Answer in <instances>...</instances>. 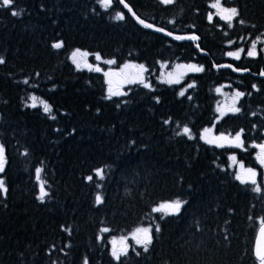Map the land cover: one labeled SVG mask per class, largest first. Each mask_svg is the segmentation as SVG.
<instances>
[{"label":"trees","instance_id":"obj_1","mask_svg":"<svg viewBox=\"0 0 264 264\" xmlns=\"http://www.w3.org/2000/svg\"><path fill=\"white\" fill-rule=\"evenodd\" d=\"M126 1L157 28L195 35L209 56L137 23L118 0L107 9L98 0H14L0 8V179L7 189L0 192V264H261L254 243L264 223V180L241 183L230 156L258 167L264 80L214 66L238 48L228 43L264 34V0H222L238 6L231 27L218 17L209 21L215 0ZM76 49L118 65L142 63L152 85L109 96L102 71L74 65ZM162 61L205 69L166 84L155 75ZM235 64L260 71L264 56ZM227 79L244 96L239 112L217 120L215 90ZM213 125L241 132L244 149L203 141L201 130ZM185 126L191 139L182 134ZM40 180L48 193L43 201ZM175 200L186 202L178 214L153 212ZM146 225L153 226L148 251L131 246L116 260L112 238Z\"/></svg>","mask_w":264,"mask_h":264},{"label":"rangeland","instance_id":"obj_2","mask_svg":"<svg viewBox=\"0 0 264 264\" xmlns=\"http://www.w3.org/2000/svg\"><path fill=\"white\" fill-rule=\"evenodd\" d=\"M215 2H216V0L210 4L209 14H211L212 17H218L220 20L227 23L225 20L220 18V15L218 14V10L211 7V5ZM220 4H221V7H227L224 5V2L222 0H220ZM227 8H230V7H227ZM235 18H233V20L231 22V26L233 25V21L235 20ZM253 42L256 43V55H254V56H257V55L259 56V54L264 56V34H262L261 36L255 37L253 39L250 37H247L246 39H242L240 41H236V42L232 41V42L228 43V46L230 48H232V46L235 45V43H236V44H238V48H236L234 50L230 49L228 52H230V51L234 52V51H238L239 49H243L244 51L240 53L239 59H242L243 56H246L244 58H250V57L252 58L253 56H248L247 52L251 48V45ZM76 50H74L72 52V54ZM80 52L84 53L86 51L80 50ZM228 52L226 53V56H229ZM86 53H88V52H86ZM72 54H71V60L73 62ZM96 55L97 54H90V53H88V55L86 57L78 55L76 57V59L79 63V67H77L76 63H74V65L79 69H90V70H95L96 67H99L101 69V71L103 72L105 79L107 81V84H108V88H107L108 92L107 93L109 96H123V95H125L127 93V88L130 85H135V84L145 85V83H148V84H150V87H151L152 84H151V80H150L149 75H148L149 71L144 64L136 63L133 61H128V62H125L121 65H118L117 62L115 60H112V59L101 58L100 60H97ZM109 60L114 61V63H111V64L106 63V61H109ZM89 65H91V68L89 67ZM140 65H143L144 68L146 69V71H142L139 67ZM188 65L203 66V65L197 64L195 62L162 61L160 63L159 70L155 73V75H156L159 82L166 83V84H176V83L182 82L183 79L189 74H195V73H200V72L204 71V70L199 71V72L192 71L190 68L187 67ZM203 69H205L204 66H203ZM114 74H116V75H114ZM118 77L122 78V80H123L122 83L118 82V80H119V79H117ZM169 81H171V82H169ZM217 88L221 89V91L219 93L215 90V92L217 94V98H218L217 102H216V111L218 113L217 120H219L229 113H235V111H233L232 109L239 107V101L241 100V98L244 95L241 97H235V93L240 92V91L235 89L234 85H232V84L222 82L221 84H219L216 87V89ZM110 89H111V93L109 91ZM112 93H117V94L113 95ZM32 103H33V101H32ZM35 103L37 104L38 101H35ZM182 134H184V129L182 130ZM189 134L192 137H194L193 132L191 130H190ZM185 135L188 136L187 134H185ZM235 135L236 134H228V133H223L221 131H218L214 125L205 127L204 129L201 130V132L199 134L200 138L203 137L201 139L208 144L218 146V147H222V148H226V147L227 148L228 147L229 148H241V147L235 146L234 142L232 141V137H234ZM221 137H224V139H221ZM241 141H242V136H241ZM259 144H264V140H263V142H261ZM254 146L256 147L255 157H256V161H257V165H258L257 168L247 166L243 161L239 160V158L235 154L230 156V166H231V168L234 169L236 176L240 175L242 178H245V179H247L248 176L250 175L247 173V169H249V168L252 169L253 171L256 172V176L254 177V179L257 182L260 176H262V178L264 180V164H262L260 162V160L257 158L258 155L260 154V148L258 149L257 144ZM42 183H43L44 188H45V183L43 180H40V187H41ZM245 183H251V180L247 179V182H245ZM45 191H46V189H45ZM170 202H172V201H170ZM163 203H166V202H163ZM161 204L162 203H160L159 205H161ZM159 205H157L156 207H158ZM161 213H163V212H161ZM145 227L151 229L150 235L152 238L153 226L152 225H146V226H141L138 228H145ZM138 228H135L134 230H132L129 234H127L125 236H117V237L112 238V240H111L112 241V248L113 249L115 248L117 250L124 248V249H126V251H128L131 246H140V245H137L135 243V240L132 238L133 234L136 233V230ZM142 236H143L142 233L137 234L138 238H142ZM113 241H115V243H113Z\"/></svg>","mask_w":264,"mask_h":264},{"label":"snow or ice","instance_id":"obj_3","mask_svg":"<svg viewBox=\"0 0 264 264\" xmlns=\"http://www.w3.org/2000/svg\"><path fill=\"white\" fill-rule=\"evenodd\" d=\"M98 2L106 9L111 7V5H112V0H98ZM120 2L122 4H124V0H120ZM161 2L164 3V4H171V3H173V0H161ZM13 4H14V0H0V8H4V7L11 8ZM124 6L128 7L127 4H124ZM211 7L214 8V9H217L218 10V14L220 15V18L225 20L228 23L229 27H231V22H232L233 18H235L238 15L237 9L234 8V7H232V8L221 7L220 0H216V2L211 5ZM129 11H131V9H129ZM11 14L13 16H19L21 13L19 11L13 10L11 12ZM116 19L123 20L124 19V15L122 13H117ZM208 19H209L210 22L213 19L211 14H209ZM139 22L144 24L145 27H153V25L147 24L143 20H140ZM239 22L241 24L244 23L243 20H240ZM156 30L157 31H163V29H156ZM168 34L171 35V33H168ZM175 38L176 39H191V40H197L198 39V37H196L195 35H192V36H177ZM53 47L56 48V49L61 48L62 47V42L54 43ZM243 51H244L243 49H239L238 51H234V52L230 51V52H228V55L230 57L239 59L240 53L243 52ZM78 55L86 57L88 55V53H86V52L81 53L80 50L77 49L72 54L73 63H76L77 67H79V63H78V61L76 59V57ZM247 55L248 56L256 55V43L255 42L252 43L251 48L247 52ZM96 59L97 60L101 59L99 54L96 55ZM2 63H4V60L2 58H0V64H2ZM106 63L111 64V63H114V61L109 60V61H106ZM89 67L91 68V65H89ZM139 67H140V69L142 71H146V69L144 68L143 65H140ZM187 67L190 68L192 71H196V72L204 70L203 66L188 65ZM220 67H231V65H221ZM95 70L96 71H101V69L99 67H96ZM169 82H171V81H169ZM24 83L27 84L28 81H24ZM144 86L145 87H150V84L145 83ZM192 86L193 85H189V87H192ZM109 91L111 93V89ZM216 91L219 93L221 91V89L217 88ZM112 94L115 95L117 93H112ZM180 95L183 96L184 92L181 91ZM243 95H244L243 92H236L235 93V97H241ZM29 99H31L33 101V103L31 105H29V106L36 107L37 105H36L35 101H36L37 98L35 96H31V97H29ZM42 104H43L44 113L48 114V113L52 112V108H51L50 105H48L47 103H44V102H42ZM232 110L235 111V112H239L240 111L239 108H233ZM50 118L51 119H55V116L52 115V116H50ZM189 133H190V129L187 126H185L184 134H187L189 136V139H191L192 136ZM201 138H203V137H201ZM221 139H224V137H221ZM232 141L234 142L235 146H237V147H242L243 146V142L241 141V133L240 132H238L234 137H232ZM259 148H260V154L258 155L257 158L260 160V162L262 164H264V144L259 145ZM3 169H4V148H3L2 145H0V172H2ZM36 171H37V177L39 178V174L41 172V169H37ZM247 173L250 174L247 179H250L252 184H256V180L254 179V177L256 176V172L249 168V169H247ZM96 175L99 176L101 179H103V170H97ZM87 179L89 181H91L93 179V177L89 176V177H87ZM236 179L240 180L241 183L247 182V179L242 178L240 175H237ZM6 191H7V189H6L5 185H4V181L2 179H0V192L6 193ZM253 191H257V192L260 191L259 186L254 188ZM47 195H48V193H47V191H45L44 185L42 183L41 187H40V195H39L38 199L43 201L44 197H46ZM96 199H97V203L102 202L101 201V197L99 195L97 196ZM184 203H186V202H182L180 200H175V201H172V202L162 203L158 207L153 208V212H163L165 215H175V214H178L180 212V210L183 207ZM102 231L107 232L108 229L104 228V229H102ZM156 231H159V227L158 226L156 228ZM150 232H151L150 228H147V227L138 228L136 230V233H134L133 237H132L135 240V243L137 245H142L143 246L144 251H148V245L152 242V238H151ZM139 233L143 234L142 238H138L137 237V234H139ZM113 243H115V241H113ZM126 254H127V251L124 248H121L119 250L114 248L113 251H112V256L116 260H119L121 255H126ZM257 256L260 259L261 264H264V256H261L258 251H257Z\"/></svg>","mask_w":264,"mask_h":264},{"label":"water","instance_id":"obj_4","mask_svg":"<svg viewBox=\"0 0 264 264\" xmlns=\"http://www.w3.org/2000/svg\"><path fill=\"white\" fill-rule=\"evenodd\" d=\"M120 2V0H118ZM121 6L124 8V10L132 17V19L134 21H136L137 23L141 24L144 26V24L140 23L139 21L140 20H143L145 23L147 24H151L153 25L152 23H149L147 21H145L144 19H142L133 9L132 7L129 5V3L124 0V4H127L128 7H125L124 4H122L120 2ZM129 9H131V11H129ZM145 27V26H144ZM146 28H149L150 30L156 32V33H159V34H162L166 37H169V38H175L177 36H192V35H188V34H176V33H173V32H170L166 29H163V31H157L156 29H160V28H157L156 26L153 25V27H146ZM168 33H171V35H169ZM183 40H186V41H190L192 43L195 44V48L199 50V52L204 55V56H209V52L206 51V50H203L201 49L200 47V44H199V38L197 40H191V39H183ZM221 65H229V64H216V67H219V68H226V69H232L234 70L235 73L237 74H244V73H249L250 70L248 69H236L234 68L233 66L231 67H220ZM261 78H264V74H255ZM118 82H120V80H118ZM257 251L260 253L261 256H264V223L261 224L258 228V231H257V234H256V238H255V243H254V255L255 257L260 260L257 256Z\"/></svg>","mask_w":264,"mask_h":264},{"label":"flooded vegetation","instance_id":"obj_5","mask_svg":"<svg viewBox=\"0 0 264 264\" xmlns=\"http://www.w3.org/2000/svg\"><path fill=\"white\" fill-rule=\"evenodd\" d=\"M240 1V0H239ZM224 5L225 6H227V7H230V6H228V4L227 3H224ZM230 8H232V7H230ZM234 8H236L237 10H239L238 9V6L237 7H234ZM255 37H258V36H255ZM255 37H250V38H255ZM260 54H259V56L257 55V56H253L252 57V59H258V58H260ZM244 57H246V56H243V58ZM251 58V57H250ZM239 60H241V59H235V58H232V57H230V56H227V59H226V62H223V64L225 63V64H229V65H231V66H233L234 68H236V69H248V70H250V72L249 73H244V74H237V73H235L234 72V70H232V69H227V70H229V71H231L233 74H235V75H238V76H242V75H245V74H251L252 76H254L255 78H260L259 76H257V75H255V74H264V69L263 68H261L260 69V71H257L256 69H255V71L254 70H252L251 68H249V67H238L236 64H235V61H239ZM214 68H216L217 70H219V69H226V68H219V67H216V65L214 66ZM114 75H116V74H114ZM117 79H119L120 80V83H122L123 82V80H122V78H120V77H118ZM263 80H264V78H262ZM235 81H233V80H231V79H227L224 83H228V84H232V83H234ZM233 85V84H232ZM255 86V85H254ZM230 114V113H229ZM241 133V132H240ZM228 134H231V133H228ZM237 134V133H236ZM241 136H242V142H243V147H241L240 149H244V147H245V144H244V140H243V134L241 133ZM263 142V141H262ZM259 145H261V144H257V147H258V149H259ZM256 148V147H255Z\"/></svg>","mask_w":264,"mask_h":264},{"label":"bare ground","instance_id":"obj_6","mask_svg":"<svg viewBox=\"0 0 264 264\" xmlns=\"http://www.w3.org/2000/svg\"><path fill=\"white\" fill-rule=\"evenodd\" d=\"M174 39H176V38H174ZM183 40V39H182Z\"/></svg>","mask_w":264,"mask_h":264}]
</instances>
